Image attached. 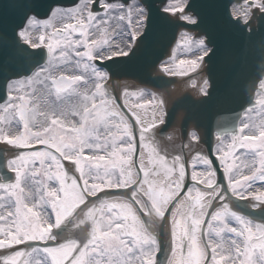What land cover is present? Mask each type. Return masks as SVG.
<instances>
[{
	"label": "snow or ice",
	"instance_id": "obj_1",
	"mask_svg": "<svg viewBox=\"0 0 264 264\" xmlns=\"http://www.w3.org/2000/svg\"><path fill=\"white\" fill-rule=\"evenodd\" d=\"M89 3L94 6L89 9V20L97 19L100 11L114 10L109 0H89ZM213 4L215 12L208 16L198 10L196 0H155L157 15L153 17L148 0H120V11L128 10L129 24L132 12L135 13L136 27L121 34V43L105 46L97 45L96 41L89 45L87 39L71 40L70 34L77 31L72 25H68L65 32H53V39L48 41L44 35L38 42L30 38L33 26L44 21L48 27L47 21L57 9L77 8L79 0L49 5L43 13L35 0H23L22 4L13 0L12 8L17 11L19 22L11 32L3 29L0 47L12 58L8 62L15 70L5 76L0 85V103H5V110L19 108L23 131L15 137L0 132V143L23 151L6 158V167L15 174V183L0 184V189L11 188V195L16 196L15 211L7 217L0 216L3 222L0 224V250H3L0 264H28L25 258L33 253L43 257L42 264H161L156 255L161 251L160 243L153 229L154 224L161 222L165 223L169 234L167 255L170 253L172 259L168 264H228L229 260L236 264L241 257L240 264H253L255 249H259L264 258V223L254 225L244 214L259 216L264 221V125L258 129V135H246L244 128L248 126L245 124L240 129L241 134L232 137L231 151L245 149L247 151L241 155L251 154L253 160L259 158V167L239 178L227 161L230 153L224 151L218 135L213 137L227 187L238 202L246 205L237 211L228 202L221 203L226 197L217 178L219 169L210 152L202 146L205 127L198 116L187 110L186 104L190 100L195 105H207L221 92L211 70L221 35L235 34L246 42H252L257 36L264 37V0H239V6H233L232 0H213ZM68 14L71 16L70 12ZM80 35L86 36L82 27ZM178 36L185 44L194 42L198 55L195 59L181 60L179 71L174 72L166 66L167 51L155 53L162 43L170 50ZM61 43L64 47L57 52ZM68 47L76 57L90 62L82 67L85 71L90 69L89 75L95 78L96 92L92 97L99 94L100 107L93 102L91 109L83 107V114L73 113L80 116V121L78 127L73 125L71 133L59 134L58 117L52 118L42 130L33 131L24 107L25 98L19 93L25 85L45 74L47 66L67 61L70 58ZM81 47L85 50L79 51ZM257 47L259 60L264 62V39ZM57 57L61 59L58 61ZM137 62L145 70L146 80L135 84L120 80L119 77L126 75L123 69ZM251 63L254 70L256 59ZM261 69L256 74L259 98L254 103L264 106V63ZM176 75L195 81L191 97L173 99L171 93L161 90L164 85L160 81L165 76ZM81 82L86 83L82 74L61 75L59 79L53 77L49 87L59 96ZM150 82L153 105L150 121L142 118L144 105L128 108L131 115H127L120 110L118 97L105 99L109 88L121 89L125 96H142V91L130 93L129 89L147 88ZM245 87L244 68L238 67L222 92L227 97L233 92H243ZM248 91L249 105H252V91ZM92 97L86 96L85 100ZM100 123L108 130L111 141L105 138L101 142L97 134ZM36 145L41 148L37 150ZM169 145L174 146L172 153L168 151ZM138 147V162L134 163ZM193 157L196 163L206 166V178L202 179L203 174L195 171L186 172L187 161ZM36 161L42 168L49 162L47 178L55 186L45 184L39 200L30 207L19 193L24 192L21 185L27 172L31 171L34 176L39 171L34 167ZM65 161L69 163L65 165ZM160 173L166 178L167 194L163 189L158 192L152 179ZM187 180L203 185V190L195 183L187 187ZM257 181L261 182V187L253 191ZM186 187L189 195L195 189L198 211L178 218L174 201ZM37 207L49 208L50 212L35 211ZM206 217H210L208 233H215L221 240L222 233L232 234L234 255L218 257L217 250L222 249V244L211 240L203 242L202 247L198 245V233L204 228ZM212 222L219 224L214 226ZM233 223L236 226H232ZM65 224L78 230L79 239L58 240V233L53 229ZM20 245L25 247H16Z\"/></svg>",
	"mask_w": 264,
	"mask_h": 264
},
{
	"label": "water",
	"instance_id": "obj_2",
	"mask_svg": "<svg viewBox=\"0 0 264 264\" xmlns=\"http://www.w3.org/2000/svg\"><path fill=\"white\" fill-rule=\"evenodd\" d=\"M16 2L18 4H22L23 0H16ZM35 2L38 4L39 10L43 13L46 11L49 5L56 4L58 2L75 3L76 0H35ZM148 2L149 7L152 9L153 17H155L157 15L154 6L155 0H148ZM234 2L239 3V0H232V4ZM12 3L13 0H0V33L3 32V29L11 32V30L19 22L17 11L12 8ZM196 5L198 10L203 11L208 16H212L215 12L213 0H196ZM261 39H264V37L257 36L256 39L252 42H246L235 34L228 33L221 35L218 39V54L213 57L211 65L212 73L217 80L218 89H220L221 92L216 97H214L213 100L209 101L207 105L204 106L195 105L191 103L190 100L186 102L187 110L191 114L198 116L205 127V142L202 146L210 152L215 167L219 169L217 178L223 185V190L226 197V200L221 201V203L228 202L230 204V207L237 211L245 208L246 205L244 202H238L237 198L231 195V192L227 187V181L226 178H224L223 176V170L220 168L218 159L214 154L215 144L213 143V137L217 135L218 137H222L226 134L235 135L238 133V126L245 111L244 109L251 106L249 105L251 102V98L249 97L248 89H251L252 91V99L254 102L255 91L258 87L256 74L261 72V64L264 63L259 60L258 55L259 49L257 45ZM175 43L173 44L170 50L164 48V44L162 43L155 54H160L163 51H167V55L165 56V59H167L172 54ZM253 58L256 59L254 70L253 65L251 63ZM11 59L12 58L8 56L6 52H4L3 48L0 47V85L3 84L4 77L15 70V66L8 62V60ZM238 67L244 68V77L246 81L245 90L243 92H233L231 95L225 97L222 92L225 83L232 75L233 71ZM123 71L126 75L119 77V79L122 81L127 80L129 84L139 83V80H146V72L139 62L127 65L123 69ZM190 75L194 74L190 73ZM160 83L164 85V88L161 90H166L167 93H171L173 99H183L185 97H191L192 93L194 92V89L190 85L187 76H165L164 80L160 81ZM141 88L145 87L141 86ZM147 88L152 90L151 82L150 86ZM129 90L136 89L130 88ZM107 92L109 93L110 97H118L119 99L117 100V103L122 106L121 110L124 111L127 115H131V113L128 112V108L122 102L121 89L109 88L107 89ZM0 96H2V90H0ZM151 112L152 109L146 112L147 115H144V119L150 121ZM35 148L38 149L41 148V146H35ZM173 149V145L168 146L169 153H172ZM19 151L23 150L0 143V184H7L14 181L15 174L6 167V158H12V155ZM138 154L139 147L137 148V155L134 156V163L138 162ZM161 154H164L163 150H161ZM64 163L65 165H67L69 162L65 161ZM145 163H147V159H145ZM186 172L190 173L188 161L186 166ZM152 179L158 191L161 189L162 185L166 180L163 173L152 177ZM191 183H195L203 188V185L199 184L198 182H191L190 180L186 181L187 187H189ZM187 187L181 191L180 195L174 201V204L184 195V193L187 191ZM244 214L251 220L264 223V221L260 220L259 216L251 215L247 212ZM209 218L210 217L205 218L206 223L204 228L201 230L202 239L204 242H207L205 237V228L207 222L209 221ZM75 219L76 218H74V221ZM69 227L70 225L65 224L62 225L60 228L54 230V232L58 233V240H60L61 242H66L69 239H79L77 229L73 230L71 234L67 233ZM153 229L161 248V251L156 254L157 259L161 262V264H167L171 254L169 253L167 255V250L169 248V234L166 230L165 223L161 222L154 224ZM16 247L23 249L25 245H20Z\"/></svg>",
	"mask_w": 264,
	"mask_h": 264
},
{
	"label": "flooded vegetation",
	"instance_id": "obj_3",
	"mask_svg": "<svg viewBox=\"0 0 264 264\" xmlns=\"http://www.w3.org/2000/svg\"><path fill=\"white\" fill-rule=\"evenodd\" d=\"M89 2L85 1L82 3L79 7L75 9L65 10V9H59L56 11V13L47 21L48 27H45V23L40 22L39 24L33 26L30 29V38L35 37L39 40L41 35L45 36V40H51L52 33L56 30H60V32L67 31V26L72 25L74 27H77L76 24H80L83 26V30L86 33L85 37H81L80 35V29L77 27V31L70 34L71 40H84L87 39L89 45H91L92 41H96L97 45L105 44L106 43H113L115 39H119L121 37L118 36L119 33L122 34L125 32L126 29H128V15L127 11H120V5H112L113 11H109L107 9L100 11L99 17L95 20H89L88 18V12H89ZM87 5V7H85ZM71 13V16H69L68 13ZM121 16H124L125 18L123 20L120 19ZM101 19L103 20V23H101ZM117 22H120L117 27H115V24ZM115 28V29H114ZM64 47V44L61 43L59 46H57V52L59 51V48ZM79 51H84L85 49L81 47L78 49ZM66 51L69 53V59L67 61L63 62H54L51 66H47L49 69V72L57 73V74H64L67 76L71 75H84L86 77V83L81 82L79 84H75L77 89V93L79 95H86L88 97H92V94L96 92L95 89V78L91 77L89 75L90 69L88 71H85V69L82 67L84 63H90L87 58H84V60H81L80 57H76L75 54L71 51V48H66ZM61 58L57 57V60L59 61ZM77 61H80L78 64ZM41 80L46 79L44 82H40L37 84L38 91H35L31 94L32 97L38 96V98H44V100H53L55 103H60L55 95V90H53L52 94L50 96L47 95L46 91L44 90V87L47 84V81L49 82V85H51L49 77L42 76L40 78ZM90 88V90H87ZM42 93H41V92ZM38 92V93H37ZM99 94L95 97H92L91 99H88L89 101H96L98 100ZM259 98V96H258ZM80 100H83L82 98ZM247 125V128H244V134L246 135H258V129L260 126L264 125V106L256 105L250 112H248L242 121L241 128L244 125ZM19 132L23 131L22 125L19 124ZM241 134V133H240ZM225 142H228L229 145L232 143V138H227L222 141V144ZM258 143V141H257ZM228 145V146H229ZM228 146L224 147L226 149V152H229L230 154L227 157V161L229 164H231V157L235 156L238 153H243L245 149H236L235 151H231ZM243 151V152H242ZM245 153V152H244ZM220 155V154H218ZM248 165L245 166L242 171L240 169L241 165ZM193 169L195 172L200 171L203 176L207 175V169L206 166L203 165V163H196L193 162ZM249 167V168H248ZM259 167V158L258 156L253 160V156L251 154L249 155H242L240 158V162L238 163V166H233V171L237 173L238 178L242 175L251 174V171H253L255 168ZM248 168V170L245 172V170ZM261 187V182L257 181L254 185L253 191L256 188ZM0 224L2 222L0 221ZM255 225V223H253ZM232 226H236L234 223ZM209 233L207 232V235ZM223 239L221 240L220 237L216 238V243L222 244V249H218L219 255H225L228 257L230 254H233V250L231 248V239L232 236L231 233L224 232L221 234ZM219 257V256H218ZM29 259V258H28ZM243 257L236 260V264H240V260H242ZM253 264H264V258H261L259 249H255L253 251L252 255ZM43 257L39 254H31L30 260H28V264H42ZM228 264H232L231 260L228 261Z\"/></svg>",
	"mask_w": 264,
	"mask_h": 264
},
{
	"label": "rangeland",
	"instance_id": "obj_4",
	"mask_svg": "<svg viewBox=\"0 0 264 264\" xmlns=\"http://www.w3.org/2000/svg\"><path fill=\"white\" fill-rule=\"evenodd\" d=\"M135 27H136L135 13L132 12L130 28H135ZM197 55H198V52H197L195 43L192 42L189 44H185L183 39L181 38L176 48L175 55L172 58L171 62L174 65L175 70L179 71L178 65L181 60L195 59ZM48 69L49 68L47 67V72L45 74H42V76L49 77V76L54 75V73L52 74V72H49ZM40 78L35 79L32 84L24 86V88L26 87L25 91L27 92L22 91V93L21 92L19 93L20 95L24 96L27 99V101H30V102L34 98H37V100H35L34 102L32 101L33 104L31 103L29 107L30 127L32 128L33 131L42 130L43 127L48 126L50 124L52 118L58 117L61 121V124L56 126L60 130L59 134L62 135L65 133H71L73 125L77 127L79 126L78 117H80L79 115H73V113H80L79 112L80 109L81 108L83 109V107L87 105V103H89V100L79 105H78V102L74 103L73 98L77 91L76 86L62 93L61 95L57 96V98L61 99V100L58 99L59 101H61V103H59V107L56 106V108L54 104L43 101L44 98L40 99L38 98V96L32 98L31 92H33V90L34 91L38 90L37 84L43 81V79L41 80ZM27 93H29V95ZM148 97H149L148 93H144L142 100L140 102L137 103L139 99L135 97L132 103H130V107H133L134 105H137V104L144 105V108L141 110L142 118H144V113L153 109V105L150 103L151 100L148 101ZM18 103L19 102L17 101V104ZM53 113H55V116L53 115ZM17 127H18V123L15 118V108L9 107L7 110H5V105H4L0 109V132L10 137H14L15 136L14 133L16 132ZM109 127L111 128V131L113 133H116V129L114 127H112L111 125H109ZM97 134L101 136V142H103L105 138L111 141V137L108 135V130L105 128L103 123H100L99 125H97ZM222 145L223 147H226L227 143L224 141ZM224 151L226 152V149H224ZM246 151L247 150H245L244 152ZM99 154L107 155L105 152H100ZM241 156H242L241 153H238L235 156L231 157V164L233 166H238ZM48 163L49 162H45V165L42 168L40 162L36 161L34 167L39 171L34 176L32 175L31 171H28L21 185V187H23L24 189V192L19 193V194L24 198L25 203H27L30 207L37 200H39L40 194L43 192V186L45 184H48L49 186H55L54 183L52 181H49L47 178ZM245 163L247 162H244V165L240 166L241 171L245 167ZM32 167L33 165L30 164L29 169H31ZM248 168L245 170V172L248 170ZM196 173L202 174L200 171ZM163 187L165 188L164 190H168L166 180L163 184ZM12 191L13 190L11 188L0 189V216L7 217L8 214L12 213L13 209L15 208L16 196L11 195ZM17 192H19V190H17ZM177 209L181 210L184 217L189 216L193 211H198L195 189H193V194H191L189 198H186L180 201V203L176 207V210ZM34 210L38 212H42V213H47L49 212L50 209L46 207L44 208L37 207ZM212 223L214 226L219 224V222H212ZM208 238L209 240L216 243L217 236L215 235V233H209ZM198 240L201 243V245H203L200 240L199 233H198ZM218 256H219V253H218ZM28 260H30V258Z\"/></svg>",
	"mask_w": 264,
	"mask_h": 264
},
{
	"label": "bare ground",
	"instance_id": "obj_5",
	"mask_svg": "<svg viewBox=\"0 0 264 264\" xmlns=\"http://www.w3.org/2000/svg\"><path fill=\"white\" fill-rule=\"evenodd\" d=\"M85 0H83V2H84ZM86 1H89V0H86ZM233 6H235V5H233ZM121 34L119 33V35L118 36H120ZM119 43H121V37L119 38V39H117V44H119ZM251 110V109H250ZM200 188V187H199ZM161 189H165L164 187H163V185H162V187H161ZM201 190H203L202 188H201ZM158 191V190H157ZM159 192V191H158ZM167 192H168V190H164V193L165 194H167ZM180 201H182V200H180ZM180 201H177V203H176V206L180 203ZM178 210V209H177ZM177 213H178V218H183L184 217V215H183V213L181 212V210H178L177 211ZM198 245L199 246H203V245H201V243L199 242V240H198ZM170 259H172V257L170 256ZM169 259V260H170ZM167 264H168V262H167Z\"/></svg>",
	"mask_w": 264,
	"mask_h": 264
}]
</instances>
